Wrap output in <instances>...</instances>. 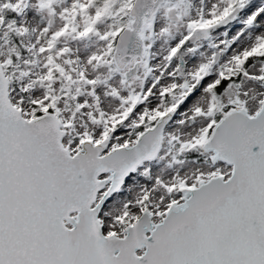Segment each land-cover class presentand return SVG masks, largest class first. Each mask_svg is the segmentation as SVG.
Wrapping results in <instances>:
<instances>
[{"label":"snow or ice","instance_id":"snow-or-ice-1","mask_svg":"<svg viewBox=\"0 0 264 264\" xmlns=\"http://www.w3.org/2000/svg\"><path fill=\"white\" fill-rule=\"evenodd\" d=\"M61 3L0 56V264H264V0Z\"/></svg>","mask_w":264,"mask_h":264},{"label":"rangeland","instance_id":"rangeland-1","mask_svg":"<svg viewBox=\"0 0 264 264\" xmlns=\"http://www.w3.org/2000/svg\"><path fill=\"white\" fill-rule=\"evenodd\" d=\"M27 7L24 9V11L16 17V21L18 25H24L29 28L30 34H25L23 37H17L15 32H12L13 37L17 38L18 44L20 45L21 40H23L24 44H30L35 41L36 36L39 33V29L47 24L49 17L46 13H40L38 12L35 7H33L34 0H26ZM61 7L65 6V0H62V3L60 4ZM7 22V21H6ZM35 29V31H33ZM1 34H0V56H7L8 49L11 48L13 45L17 47L18 50L20 49V46L13 43L11 40L9 42V39L7 37L3 36V32L6 31L4 28H0ZM10 33V32H9ZM7 41V43L5 42ZM69 46L74 50V54L77 55H83L87 53L88 51L98 48L100 46V42L96 40L94 37L88 40H77V41H69ZM24 52V51H23ZM28 59L31 60V55H21V68H24L23 60ZM42 63V62H41ZM39 65H37L36 69H33V71H36L39 69Z\"/></svg>","mask_w":264,"mask_h":264},{"label":"trees","instance_id":"trees-1","mask_svg":"<svg viewBox=\"0 0 264 264\" xmlns=\"http://www.w3.org/2000/svg\"><path fill=\"white\" fill-rule=\"evenodd\" d=\"M2 14L5 15V17H6L5 22H6V21H7V17H8V15H9L8 10L5 9L4 12H3ZM16 17H17V16H15L14 19H16ZM0 34H1V31H0ZM12 34H13V33L10 32L9 35H8V37H7V38L9 39V42H10V40H11L13 43H15V44H17L18 46H20V45L18 44L17 38H16V37H13ZM21 55H25V53L23 52L22 49H21Z\"/></svg>","mask_w":264,"mask_h":264},{"label":"water","instance_id":"water-1","mask_svg":"<svg viewBox=\"0 0 264 264\" xmlns=\"http://www.w3.org/2000/svg\"><path fill=\"white\" fill-rule=\"evenodd\" d=\"M145 7H146V5L144 4V0H141V4L138 6V11L142 12ZM129 46L131 47V42H130Z\"/></svg>","mask_w":264,"mask_h":264}]
</instances>
